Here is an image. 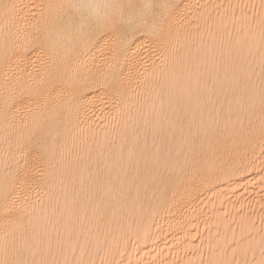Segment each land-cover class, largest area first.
I'll list each match as a JSON object with an SVG mask.
<instances>
[{
  "label": "bare ground",
  "instance_id": "bare-ground-1",
  "mask_svg": "<svg viewBox=\"0 0 264 264\" xmlns=\"http://www.w3.org/2000/svg\"><path fill=\"white\" fill-rule=\"evenodd\" d=\"M49 2L58 0H9L22 9L21 16L29 18L35 10L32 5ZM185 3L192 6V15L204 13L211 19L207 24L201 20L199 30L182 26L181 22L177 25L179 35L173 36L177 49L174 57L167 61L164 57H152L147 64L133 69L128 89L130 107L125 114L117 117L113 107L99 102L87 113L83 127L91 153L86 149L74 152L64 172L50 186L40 192L22 193L11 212L5 213L0 208V243L5 239L11 241L7 258H16L19 250L31 259L23 245L35 246L39 239L46 247L49 236L53 248L58 249L59 233L70 258H81L83 252L82 258L89 260L98 241L127 233L133 241L138 238V243L127 247L125 264L129 259L132 264H175L177 260L185 264L188 255H192L191 259L195 257L194 264L201 261L207 264L221 258L217 245L225 234L232 239L235 229V238H240L241 216L237 213L243 209L249 223L256 219L249 238H255L254 256L260 259L264 157L259 155L258 146L254 156L249 153L243 160L231 151L232 131L238 127V121L235 111L229 113V102L233 100L229 83L234 74L243 76L252 69L255 74L251 79L259 86V24L264 9L259 7L261 0H185ZM238 4L257 7L243 11L236 8L233 14L229 5ZM177 114L184 117L186 129L191 121L193 132L203 126L209 135L202 145L197 141L195 154L189 152V144L178 132L171 139V156L178 158L180 166L173 174L175 183L161 198L145 173L144 157L155 153L157 148L169 146L162 144L159 134L154 141V133L164 128L165 135L170 136V121ZM259 115L257 106L253 113L257 122ZM126 125L128 129L138 128V136L128 140V147L136 153L132 162L128 160L127 149L123 155L119 149ZM100 144L106 146L101 148ZM233 168L239 171L225 174V170ZM204 178L210 183H205ZM225 216L227 222L220 223ZM30 222L38 226L39 237ZM216 231L220 238L214 234ZM4 258L0 249V259ZM54 258L64 257L56 251ZM223 258L229 259L231 254ZM249 258H253L252 253Z\"/></svg>",
  "mask_w": 264,
  "mask_h": 264
},
{
  "label": "snow or ice",
  "instance_id": "snow-or-ice-1",
  "mask_svg": "<svg viewBox=\"0 0 264 264\" xmlns=\"http://www.w3.org/2000/svg\"><path fill=\"white\" fill-rule=\"evenodd\" d=\"M229 7L235 14L236 8L243 11L255 9L257 5ZM259 7L264 9V0ZM32 8L35 10L29 18L21 16L22 9L9 0H0V208L5 213L16 209L22 193L40 192L50 186L64 172L74 152L86 149L91 153V144L84 137L83 122L87 113L99 102L113 107L117 117L125 114L130 107L128 89L133 69L147 64L152 57H164L166 61L174 57L177 49L173 36L179 35L178 24L183 22L182 26L199 30L201 20L207 24L211 19L204 13L192 15V6L185 0H58L32 5ZM259 31L258 88L251 79L255 74L252 69L247 72L240 69L244 75L234 74L229 83L233 95L229 113L235 111L238 121V127L232 131L231 151L241 160L249 153L254 156L257 146L259 155L264 157V15H261ZM257 106L258 122L253 119ZM170 127V136L165 135L164 128L154 133V141L159 134L162 144L169 146L157 148L155 153L144 157L145 173L151 177L155 192L161 198L175 183L173 174L180 166L178 158L171 156V139L178 132L189 144V152L195 154L197 141L202 145L209 135L203 126L193 132L191 121L186 129L184 117L179 114L170 121ZM137 136L138 128L128 129L127 125L120 136V153L123 155L127 149L129 162L136 153L128 147V140ZM111 143L115 144V138ZM261 168L264 170V160ZM237 171L238 168H233L225 170V174ZM204 182L210 183V180L204 178ZM24 200L27 202L26 195ZM237 214L241 216L240 238H235V229L232 239L225 234L222 243L218 241L217 245L221 248V258L209 260L207 264H264V204L260 215L259 260L254 256L257 242L254 237L249 238L255 222L249 223L243 209ZM225 222L227 216L220 221ZM30 225L39 237L38 226L31 222ZM56 243L58 249L53 248L51 236L46 247L39 239L35 246L25 243L24 251L31 259L19 250L16 258L9 259L11 241L5 239L0 243L5 254L0 264H125L126 249L129 245L135 247L138 238L133 241L127 233L112 240L105 237L97 242L89 260L82 258L83 252L81 258H70L59 233ZM56 251L63 255V260L54 258ZM72 252L75 253L74 246ZM229 253L231 258L224 259ZM249 253L253 258H249ZM127 264H132V260ZM185 264H194V261L187 260Z\"/></svg>",
  "mask_w": 264,
  "mask_h": 264
},
{
  "label": "rangeland",
  "instance_id": "rangeland-1",
  "mask_svg": "<svg viewBox=\"0 0 264 264\" xmlns=\"http://www.w3.org/2000/svg\"><path fill=\"white\" fill-rule=\"evenodd\" d=\"M243 13H247V15H248V12H246V11H244ZM254 221H256V219L254 220ZM259 222L257 221V224H258ZM226 228V227H225ZM228 228V227H227ZM219 233V232H218ZM216 236H217V231H216V233H214ZM220 234V233H219ZM224 235V234H223ZM218 237L220 238L221 237V234H220V236L218 235ZM218 237H216V238H218ZM187 257H190V258H187ZM191 257H192V255L191 256H186V258L187 259H189V260H195V257L193 258V259H191Z\"/></svg>",
  "mask_w": 264,
  "mask_h": 264
}]
</instances>
